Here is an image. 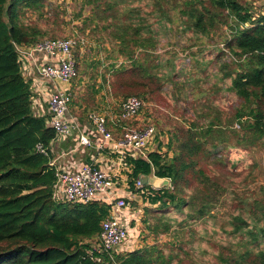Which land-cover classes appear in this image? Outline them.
Returning a JSON list of instances; mask_svg holds the SVG:
<instances>
[{"label": "trees", "instance_id": "trees-1", "mask_svg": "<svg viewBox=\"0 0 264 264\" xmlns=\"http://www.w3.org/2000/svg\"><path fill=\"white\" fill-rule=\"evenodd\" d=\"M146 1L151 3L82 0V6L91 10L87 22L104 37L99 42L111 45L105 51L110 61L107 71L112 87L119 91L115 95L123 97L117 112L129 97L142 101L146 93L163 92L174 84L179 85L178 92L189 87L191 94L198 89L200 95L192 105L194 121L186 129H172L165 153L158 144L159 153H150L147 160H127L132 190L140 176L170 180V186L160 190L146 187L151 194L144 200L158 207L151 222L147 218L143 224L154 235H159L161 223V232H172L177 218L161 213L172 205L184 216L183 222L208 218L220 222V232L231 242L228 257L218 256L217 264H264V187L258 193H227L225 169L219 167L223 162L214 158L217 167H203L214 150L221 154L264 148V14L252 13L250 5L258 0ZM47 2L0 0V264H166L157 246L118 255L93 252L109 205L52 199L55 177L49 146L55 133L47 124L48 116L33 113V94L21 75L16 51V46L58 39L44 38L47 31L24 18L28 11L41 18ZM80 31L84 34L86 28ZM173 33L188 64L184 59L177 63L175 52H158L161 37L170 41ZM69 37L77 38H62ZM76 71L75 80L77 64ZM208 79L214 82L212 91H202ZM227 93L236 104L231 114L223 115L215 110L216 99ZM38 145L46 154L37 152ZM225 193L231 209L228 219L218 221L216 210L224 206Z\"/></svg>", "mask_w": 264, "mask_h": 264}, {"label": "rangeland", "instance_id": "rangeland-1", "mask_svg": "<svg viewBox=\"0 0 264 264\" xmlns=\"http://www.w3.org/2000/svg\"><path fill=\"white\" fill-rule=\"evenodd\" d=\"M146 3H151L146 1ZM264 3V0H263ZM251 12L257 15L264 12L262 7V0L250 2ZM91 10L89 7L82 6V0H62L61 4H58V0H48L45 10L41 18L37 14L28 11L24 12V18L31 24H35L41 31L45 30L44 38H62L67 36H75L80 41L77 50H74L75 60L77 63L79 78L73 80V85H78V93L84 94L91 89L97 90L96 94H99L101 90L106 96L97 98L89 97L85 95L80 96L79 99L83 101L81 105L83 112L88 113L97 110L96 104L103 103L105 105L106 100L111 101L112 104L122 100V96H116V87H112L111 74L107 71V66L110 61L106 60V49L111 47L108 42L100 43L99 39L104 38L98 31H93V25L88 23ZM79 15V18L76 16ZM86 28L84 34L80 29ZM173 31L175 27L171 26ZM225 34L229 33L224 28ZM165 36V35H164ZM217 40V39H216ZM222 47V45H219ZM181 46L179 37L173 33V37L170 41L165 40V37H161L158 44V52H175V59L177 63L180 59H184V63L188 64L190 61L186 57V53L180 52ZM205 55L210 58L207 52ZM165 57V56H164ZM121 61L119 59L118 63ZM100 63V65H97ZM103 76L106 82L101 78ZM204 77V74L200 75ZM93 79H100V83L92 84ZM82 81V82H81ZM81 82V83H80ZM84 83V86L81 84ZM213 81L208 79V83L202 85V91L210 92L212 89L210 85H213ZM97 85L102 86L97 88ZM82 86V87H81ZM179 85L174 84L172 88L164 89L163 92L146 93L145 100L142 99L144 106L140 113L147 124H153L156 128L157 137H160L159 144L163 146L164 153L167 151L165 141H168L170 133L173 128H187V125L194 121L193 114V101H196L200 95H198V89H195V93L191 94L192 89L189 87H182L178 92ZM83 90L85 92H83ZM75 93V90H73ZM73 93V94H74ZM119 97V98H117ZM118 99V100H115ZM103 100V101H102ZM203 100V99H202ZM217 106L211 108L213 111L221 110L223 115L231 114L236 102L234 97L230 94H224L223 97L218 96ZM95 101H98L97 103ZM98 105V104H97ZM111 105V104H109ZM99 108V105H98ZM220 114V113H219ZM220 116V115H219ZM142 119V118H141ZM167 139V140H166ZM158 142L156 146L158 145ZM218 150H214L213 158H208L204 161L206 165L203 167L213 168L217 167L215 159H219L223 162L225 169L223 173V180L229 191L234 190L238 193H258L259 190L264 187V148L254 147L245 150H226L221 154H218ZM172 154L169 153L168 159ZM235 164V167H232ZM147 181V179H146ZM144 183V182H143ZM192 183V181H191ZM225 193L223 198L225 204L216 210V219L218 221H225L228 219L230 213V199L228 194ZM240 195V194H239ZM135 203H131L134 205ZM158 205H148L146 209L150 212L148 215L143 212L141 222L137 227L131 231V240L133 244L130 245L129 250L123 252L130 253L133 251L142 250L146 247L157 246L164 255L166 264H217V257H228V248L231 242V238H227L225 234H222L219 230L220 222L216 223L214 219H205L204 221L190 224L183 222L184 216L173 210L172 205L165 213L167 217L172 219L177 218V223L172 226V232H161L164 228L163 224H160V228L157 230L159 235L152 234L147 231L146 226L143 224V220L151 222L152 212L156 210ZM145 209V210H146ZM127 241V242H129ZM126 249V248H125ZM90 253V251H89ZM222 253V254H220ZM114 253L112 255H118ZM172 258L169 262V258Z\"/></svg>", "mask_w": 264, "mask_h": 264}, {"label": "built area", "instance_id": "built-area-1", "mask_svg": "<svg viewBox=\"0 0 264 264\" xmlns=\"http://www.w3.org/2000/svg\"><path fill=\"white\" fill-rule=\"evenodd\" d=\"M78 46L79 43L74 37L47 39L30 45L16 46L23 79L29 84L40 80L43 81L42 83L53 85L47 93L50 114L47 124L53 129L55 140L67 139L78 132L79 144L89 146L90 141L86 132L93 131L101 137L103 143H106L105 146L98 145L97 149L102 152L105 147H110L117 154L116 161L123 166L127 165L128 168V159L147 160L150 153H159L155 147L153 148L157 135L155 126L147 123L142 126L134 125L139 120L144 106V103L136 97L132 96L121 102L119 112L91 111L87 115V125L80 126L79 123H74L68 118L69 106L74 94L66 86L70 85L77 76L74 50H77ZM40 57L46 61H41ZM34 102L36 99L33 96V106ZM107 122L121 129L122 135L119 139L112 136L107 128ZM36 150L46 154V150L41 145H38ZM49 166L54 168L55 182L52 187L54 201L87 204L104 195L103 201L109 205L110 214L101 223L99 244H94L93 252L110 253V255L123 253L121 251L125 249L128 232L117 217V212L130 210L131 203L127 201L129 198L106 197L108 189L113 185L108 171L95 163H89L79 166L75 172H70L64 165H59L55 157L49 162ZM134 187L138 195L143 198L151 194L146 188L150 186L144 185L139 178L134 181Z\"/></svg>", "mask_w": 264, "mask_h": 264}, {"label": "crops", "instance_id": "crops-1", "mask_svg": "<svg viewBox=\"0 0 264 264\" xmlns=\"http://www.w3.org/2000/svg\"><path fill=\"white\" fill-rule=\"evenodd\" d=\"M61 2L62 0H58V4H61ZM39 59L41 61H46V59H44L43 57H40ZM42 82L43 81L39 80L30 84L31 91L34 98L36 99L32 110L33 113L37 116L50 117L47 104V93H49L50 87L53 85L50 83ZM92 82V84L94 85L95 83H100L101 80L93 79ZM81 85L84 86V83H82ZM100 85H102V83H100ZM98 86L99 85H97V88ZM66 87L69 88L73 93V90H75L73 101L69 106L68 118L74 123H79L80 126L87 125V115L90 112H88L87 114L83 112V107L81 106L83 104V101L80 100L79 97L85 95L87 98L96 97L97 99L106 96L105 93L103 92V90H101L99 94H96L98 91L94 89L86 92L83 90V92H85L84 94L78 93L79 86L76 84L73 85L72 82ZM95 102L97 103L98 101ZM97 104L99 105V108ZM97 104L95 107L97 110L117 112L116 109L118 108V102L112 104L111 101L106 100L105 105L99 102ZM134 125L142 126L146 125V122L144 118L140 116L139 120L135 122ZM107 128L115 139H119L121 137L122 131L118 126L114 125L111 122H107ZM86 135L88 136V139L90 141L89 146H82L79 144V135L78 132H76L72 137H69L67 139L65 138L62 140H53V142L50 143L49 150L52 153L53 158L55 157L57 159L58 164L64 165L68 170H70V172H75L79 166L89 163H95L97 166L108 171V174L112 177L113 185L108 189L106 197L109 199L129 198L127 201H129L130 203H135L134 205H131L130 210L119 213L117 212V217L121 220V223L127 229V241H129L131 239V231H133L134 228L140 224L143 212L148 207V205L150 206L151 204H149L148 201H145L142 196L138 195V192L136 190H132L129 188L127 174L130 169L127 165L123 166L118 161H116L117 154L114 153L110 149V147H105V150L102 152L97 149L98 145H106V143H103L101 141V137L93 131L86 132ZM159 139L160 137H157L154 142L153 148L155 147L156 150H159ZM157 142L159 145L156 146ZM164 143H167V141H165ZM160 150L163 151V146L160 147ZM103 197L104 195H100L96 201L106 203L105 201H103ZM127 241L124 245V248L126 249H122L121 252L129 250L130 245L134 242L133 240L129 242Z\"/></svg>", "mask_w": 264, "mask_h": 264}, {"label": "water", "instance_id": "water-1", "mask_svg": "<svg viewBox=\"0 0 264 264\" xmlns=\"http://www.w3.org/2000/svg\"><path fill=\"white\" fill-rule=\"evenodd\" d=\"M140 181L147 186H150L156 190H160L164 187L170 186V180L167 178H157L153 174H150L149 176H140ZM147 179V181H146Z\"/></svg>", "mask_w": 264, "mask_h": 264}]
</instances>
